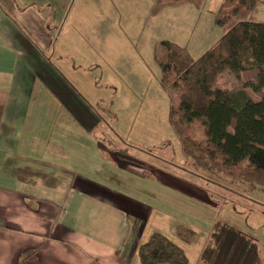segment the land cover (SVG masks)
Returning <instances> with one entry per match:
<instances>
[{
    "label": "rangeland",
    "instance_id": "374dc122",
    "mask_svg": "<svg viewBox=\"0 0 264 264\" xmlns=\"http://www.w3.org/2000/svg\"><path fill=\"white\" fill-rule=\"evenodd\" d=\"M155 1L0 0V12L12 24L7 37L21 54L26 69L21 74L29 82L24 117L35 120H26V126L57 133L52 136L63 145L78 144L79 161L89 154L88 175L107 176L115 187L124 184L125 191L132 190L128 180L134 178L129 165L158 177V189L153 181H143L136 190L147 197L160 193L155 206L159 227L172 241L180 243L174 225L196 232L192 244H182L187 264H197L217 222L251 237L264 264V188L248 191L247 185L210 180L194 170L169 123L177 94L161 85L154 57L161 41L185 47L194 60L201 57L222 34L215 15L227 1L154 11ZM239 20L264 22V0ZM254 75L236 78L225 72L215 84L231 92L244 90L255 101L259 96L244 89ZM83 169L77 171L88 168ZM183 202L184 207L178 205Z\"/></svg>",
    "mask_w": 264,
    "mask_h": 264
},
{
    "label": "crops",
    "instance_id": "0c3cea01",
    "mask_svg": "<svg viewBox=\"0 0 264 264\" xmlns=\"http://www.w3.org/2000/svg\"><path fill=\"white\" fill-rule=\"evenodd\" d=\"M11 27L0 12V264H18L27 250L34 264H139L138 246L154 232L165 233L155 207L160 193L147 197L136 187L153 181L158 189L161 181L119 161L135 179L128 180L130 191L116 188L107 176L88 175L89 154L79 161L78 144L63 145L57 133L26 126L35 118L24 117L29 82L7 37ZM83 166L86 173L77 171Z\"/></svg>",
    "mask_w": 264,
    "mask_h": 264
},
{
    "label": "trees",
    "instance_id": "16d2710c",
    "mask_svg": "<svg viewBox=\"0 0 264 264\" xmlns=\"http://www.w3.org/2000/svg\"><path fill=\"white\" fill-rule=\"evenodd\" d=\"M215 15L221 37L194 60L187 49L171 41L156 44L154 57L161 70V85L177 94L169 109L184 155L195 171L207 178L264 188V22L239 20L259 0H225ZM203 0H156L154 11L184 3L199 7ZM236 78L255 72L245 84L257 94L231 92L216 86L219 76ZM144 165V164H143ZM144 176L153 173L144 168ZM180 244H192L196 232L184 225L174 229ZM139 264H187L183 247L154 232L137 248ZM34 252L25 251L18 264H34ZM197 264H263L253 239L227 223L217 222L200 252Z\"/></svg>",
    "mask_w": 264,
    "mask_h": 264
}]
</instances>
